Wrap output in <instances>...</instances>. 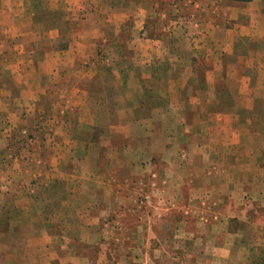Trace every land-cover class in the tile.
<instances>
[{"label": "crops", "instance_id": "0c3cea01", "mask_svg": "<svg viewBox=\"0 0 264 264\" xmlns=\"http://www.w3.org/2000/svg\"><path fill=\"white\" fill-rule=\"evenodd\" d=\"M205 1H97L113 34L86 18L0 82V264L264 262V0ZM65 82L50 172L13 182L22 103Z\"/></svg>", "mask_w": 264, "mask_h": 264}, {"label": "rangeland", "instance_id": "374dc122", "mask_svg": "<svg viewBox=\"0 0 264 264\" xmlns=\"http://www.w3.org/2000/svg\"><path fill=\"white\" fill-rule=\"evenodd\" d=\"M86 1L85 10L82 12L83 9L78 10L79 7L76 5L71 7L66 0H0V82L5 81V78H9V73L12 72L14 75L16 70L19 72L20 64L23 66V64H28L29 61L31 62L32 59H40L47 52L51 53L53 50L63 48L66 45L63 43L66 42L69 36L78 32V28L81 27L79 23H83L82 21H85L86 18H89V25L87 26L96 25L100 27L101 33L104 30L106 33L113 34L111 25H107L110 28L107 31V27L103 28V24H99L101 19L99 16H102L103 11L100 12L99 10L94 14V6L100 0ZM181 1L185 6L186 1L189 2L188 5H191L200 0ZM202 2L206 1L201 0L200 3ZM188 5L186 6L189 7ZM189 10L191 14L195 13L192 12L194 9ZM93 11L94 13L91 15L90 13ZM107 14L109 15V13ZM107 14L104 15L107 17ZM182 15L187 17L190 14L183 13ZM171 16L176 17L173 13H171ZM55 26L57 27L55 28ZM56 41L59 45L53 44ZM94 53L96 55L95 58L92 57L93 60L107 57L102 37L96 41ZM186 60V66H191L188 61L189 58H186ZM31 67L33 65L30 63L27 68L31 69ZM201 67L202 63L198 62L196 68L201 69ZM55 91L56 93L52 91L44 97L41 111H39L37 104L34 105L33 102H28L26 106L22 103L23 108L27 109L22 117H25L24 120L27 117V120L22 123V126L8 132L11 136L7 138L12 139L10 141V147H12L11 150L14 155L12 161L16 162V170H20L19 173L13 170V175L8 174L13 182H25L29 187L35 186L45 178L46 175L43 174L45 171L50 172L51 161L44 156L45 152H51L53 147L51 139L48 140V138L49 136L51 138V134L54 132V124L57 123L55 119L71 115H68L69 109L65 106L70 99L68 98V83H61L59 87L55 88ZM71 95L73 96V94ZM5 96L4 91H0V119L11 111L4 107L8 102ZM74 97L78 99L77 95H74ZM80 112H83V110H80ZM30 118L32 119L29 120ZM4 123L3 119L0 120V136H3L2 133H5V127H7ZM80 127L83 128V126ZM44 128H47V130ZM45 133L47 136H45ZM0 160L2 165L4 158L1 157ZM49 176L51 177L50 173ZM6 181L8 180L5 174H0V182ZM111 257H115V254Z\"/></svg>", "mask_w": 264, "mask_h": 264}, {"label": "trees", "instance_id": "16d2710c", "mask_svg": "<svg viewBox=\"0 0 264 264\" xmlns=\"http://www.w3.org/2000/svg\"><path fill=\"white\" fill-rule=\"evenodd\" d=\"M238 1H250V0H238ZM260 264H264V262H261Z\"/></svg>", "mask_w": 264, "mask_h": 264}]
</instances>
